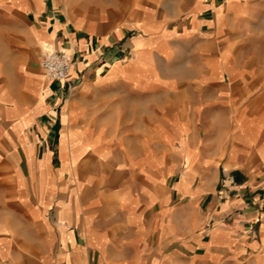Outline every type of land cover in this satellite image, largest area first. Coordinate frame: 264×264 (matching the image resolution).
I'll return each mask as SVG.
<instances>
[{"label":"crops","instance_id":"crops-1","mask_svg":"<svg viewBox=\"0 0 264 264\" xmlns=\"http://www.w3.org/2000/svg\"><path fill=\"white\" fill-rule=\"evenodd\" d=\"M253 14L0 0V264H264V74L231 44Z\"/></svg>","mask_w":264,"mask_h":264},{"label":"rangeland","instance_id":"rangeland-1","mask_svg":"<svg viewBox=\"0 0 264 264\" xmlns=\"http://www.w3.org/2000/svg\"><path fill=\"white\" fill-rule=\"evenodd\" d=\"M254 14L238 20L237 36H232L233 52L239 55L237 67L247 73L264 74V1L251 0ZM46 72V71H45ZM171 139H167L168 146Z\"/></svg>","mask_w":264,"mask_h":264},{"label":"built area","instance_id":"built-area-1","mask_svg":"<svg viewBox=\"0 0 264 264\" xmlns=\"http://www.w3.org/2000/svg\"><path fill=\"white\" fill-rule=\"evenodd\" d=\"M51 82L66 81L73 69V61L69 53L62 49H48L41 61Z\"/></svg>","mask_w":264,"mask_h":264}]
</instances>
